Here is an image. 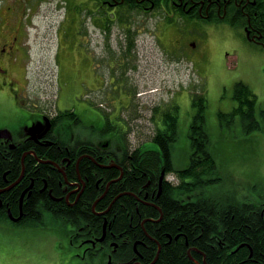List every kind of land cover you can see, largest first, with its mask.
Instances as JSON below:
<instances>
[{"label":"rangeland","instance_id":"374dc122","mask_svg":"<svg viewBox=\"0 0 264 264\" xmlns=\"http://www.w3.org/2000/svg\"><path fill=\"white\" fill-rule=\"evenodd\" d=\"M95 8L77 0H0V48L12 41L14 48L20 46L10 54L16 57L13 66L9 54L8 63L4 61L17 83L0 82V129L15 133L37 114L21 98L47 115L75 112L82 122L72 129L77 137L81 133L122 144L126 132L130 150L142 144L145 151L158 150L152 141L155 109L173 102L180 107L178 136L171 148L178 171L189 165L192 152V95L204 92L209 149L221 180L193 194L252 203L264 199V131L247 133L239 117L219 116L236 107L234 86L242 81L257 95L256 118L261 120L264 50L241 34L216 32L200 20L186 24L174 18L168 23L154 13L138 16L141 33L132 56L123 59L122 28L111 23L102 30L101 25L114 19L92 13ZM110 61L128 64L111 68ZM110 74L119 82L115 97L111 93L117 81ZM169 179L178 182L175 175ZM63 223L48 212L44 223L35 226L0 222V264H100L99 258L81 257V249L65 235L76 228Z\"/></svg>","mask_w":264,"mask_h":264},{"label":"flooded vegetation","instance_id":"af4514ba","mask_svg":"<svg viewBox=\"0 0 264 264\" xmlns=\"http://www.w3.org/2000/svg\"><path fill=\"white\" fill-rule=\"evenodd\" d=\"M77 1L104 9L103 16L105 17L116 16V11L121 6L134 7L136 10L131 12L130 21H126V24L132 23L133 28L136 26L138 16L147 17L154 13H159L162 16V13H165L168 17H181L179 13L182 12V17H193L211 24L216 32L224 30L225 33L231 36L232 34H241L249 43L264 50V0ZM139 9H143L147 13L139 14ZM114 21L112 20L111 22ZM118 26L120 27V25ZM0 55L8 58L6 50L2 49ZM131 56L127 54L126 59ZM5 62L8 63L7 61ZM13 79L8 68L0 67L1 83L9 84ZM13 96L17 100L19 99V96L15 95L14 91ZM18 101L23 106L25 104L28 105L26 99ZM30 110L37 114L32 117V121L29 124L23 125L15 133L11 131L12 140L8 141L4 137H0V219H7L11 212L15 218L20 219V225H29L28 222H25L29 218L24 216L26 215L24 205L28 203L27 200L30 199L33 192L36 191L37 195L42 193L45 196L47 190L49 191V199L54 201L56 205L65 202L67 206L74 207L78 205L81 198L84 201L86 191L91 190L94 186L97 192L93 202H90L91 207L83 209L84 203L81 202L80 212L83 211V218H80L82 222L75 232L74 230L71 231V242L81 249V257L83 259L87 257L91 259L99 258L100 264H145L139 259V257H143L141 249L149 248L145 238L148 239V242L152 241L158 244L157 255H159L161 245L150 233H158L170 222L168 216L164 219L165 212L159 204L164 191L163 184L168 183L173 186L168 179L164 178L162 183H160V178L157 179L155 176L148 177L141 191H139L140 189L136 190L130 184H136L135 179L137 177L143 181L147 174H137L133 159L134 149L130 150L128 147H120L112 143V140L104 137L88 139L86 136H82L81 133H78V137L75 136L72 131L73 127L82 123L76 113L74 122H71L65 119L60 120L58 117L59 113L47 115L45 112L36 111V109ZM47 124H49L48 129ZM32 125L35 128L31 129L30 133ZM4 129H0V131ZM30 135L34 136L35 141H29ZM30 142L33 146L30 150L21 153L19 158L18 151H21ZM28 157H31L32 160H29L27 170L26 159ZM16 162H19L20 167ZM40 166H48L50 171L47 174H52L48 175L47 178L43 177V174L38 172ZM112 170H116L117 173L114 175L108 173V171ZM54 173L58 175V178H53V176H56ZM39 179L44 182L43 187H40ZM49 185H51V188H48ZM149 191L151 192L150 197ZM142 192H145L144 195H142ZM174 193L178 194L177 191H173ZM17 194H20L18 198ZM108 195L112 196V201L106 209H102L98 204ZM122 198L127 199L129 203L133 202L138 221L140 222L138 225L132 224L136 214L129 217L131 231L124 228L121 232L114 230V223L118 217L116 215L113 216L111 222L108 221L107 214L110 211H115V209H112L113 206L117 201H121ZM191 198L189 197L188 200ZM173 199H177L183 204L187 202L184 196H175ZM15 201L18 203V210L14 214L11 207L14 206ZM42 204L47 206V202L38 197L32 208L34 214L39 207H42ZM120 204L123 205V202ZM257 204L258 211H260L259 217L263 221L264 199H261ZM140 205L145 208L144 211H146V208L155 209L157 216L153 218L144 213V218H142L139 210ZM88 210L89 212L87 213L86 211ZM40 220L42 221L41 216ZM98 221H101V224H97ZM146 223L150 224V233L146 229ZM223 225L224 227H216L217 230L211 235V240L229 248L232 236L231 230H227L225 227L229 226L228 224ZM139 229L145 234V238L140 235ZM139 235L140 239H138ZM166 236L170 242L172 236L170 234H166ZM179 236L177 235L175 239L177 240ZM233 243L235 242L231 244ZM245 246L250 248V255L246 259L250 261L254 253L253 247L248 243H241L239 246L232 248L226 256H229L230 253H237L240 248ZM191 250L198 251L196 248L189 249L188 254L190 257H192ZM128 256L132 257L128 258ZM156 257L150 264L156 263L158 260ZM204 261L206 262V257H204ZM253 262H257V260Z\"/></svg>","mask_w":264,"mask_h":264},{"label":"trees","instance_id":"16d2710c","mask_svg":"<svg viewBox=\"0 0 264 264\" xmlns=\"http://www.w3.org/2000/svg\"><path fill=\"white\" fill-rule=\"evenodd\" d=\"M134 10L136 9L131 6H121L116 13L117 19L125 27L124 34L127 42L126 49H124L125 56H127V54L131 55L136 47V38L141 33L138 29L134 30L132 23L129 22V24H126V21H130L131 12ZM3 63L4 55H0V66L2 68H7ZM112 77L115 79V76ZM13 81L16 83V80L13 79ZM116 81V90L112 95L117 94L120 89L118 86L119 82L118 80ZM234 100L236 102V107L233 111L230 114L219 113L220 118L223 120L229 115L232 118L239 117L247 133H253L258 130L264 131V109L260 111L261 120H258L256 118L258 98L247 84L242 81L235 84ZM207 104V97L204 93L201 95H192V107L195 109V114L190 126L192 152L189 165L185 169L178 171L174 170L171 159V148L178 136L180 109V107L173 102L166 107L159 106V108L155 110L156 113H159V120L162 121V129L158 128L153 137V142L159 147L158 150L145 151L139 148L135 150V154L133 155L137 174H147V177L143 180L144 182L137 177L135 179L136 184H130L136 190L140 189L139 191H141L148 177L155 176V178L158 179L162 170H164L166 174L171 171L176 172L180 180L178 186H171L168 183L163 184L164 191L159 204L164 209V219L168 216L170 222L155 234L150 231V224L146 223V229L149 233L151 232L150 234H152L161 245L159 257L155 264H264V220L262 221L259 217L260 211H258V204L242 203L239 201L234 202L229 198H207L203 193L193 194L221 180L218 175L216 160L209 149V137L206 130L205 116ZM75 115V112L66 110L61 112L58 117L60 120L65 119L74 122ZM32 146L33 144L30 142L21 151H18L19 158L21 157V153L30 150ZM30 159L32 160L31 157L26 159L27 170ZM17 163L20 167L19 162H16V164ZM48 171H50L48 170V166H40V170H38L45 178L52 174H47ZM108 173L114 175L117 171L112 170L108 171ZM54 174L56 176H53V178H58V175L56 173ZM39 184L40 187L44 186V182L40 179ZM48 188H51V185H49ZM173 191H177L179 196L187 194L188 196L193 195L195 198L183 204L177 201V199H173V197L177 195L175 193L173 194ZM48 192L49 191L46 190L44 196L42 193L37 195L35 191L30 199L27 200L28 203H25L24 211L29 219H40L42 213L34 214L32 208L37 198L41 197L42 200L47 202L45 208L52 211L56 216H65L69 218L73 224H80L82 222L81 218H83V211L80 212V205L84 203L82 206L83 209L91 207V203L95 199L97 191L94 186L91 190H87L84 195V201L81 198L78 205L74 207L67 206L65 202L56 205L54 201L49 199ZM144 193L145 192H142V195H144ZM148 194L150 197L151 192L149 191ZM19 195L20 194H17V198ZM111 201L112 196L108 195L104 200L100 201L98 206L102 207V209H106ZM121 202H123V205L120 204ZM112 209H115V211H110L107 214L109 222L112 221L115 215L118 216L117 219L121 217L119 221L116 219L114 230H119V232H121L124 228L131 231L132 229L129 227V217L133 214H136V216H134L132 224L138 225L140 223L133 202L129 203L127 199L122 198L121 201L115 203ZM144 209L142 205L139 206L142 218H144V213H147V216L153 218L157 216V211L155 209L146 208V211H144ZM11 210L14 214L17 212L18 203L16 201L14 206L11 207ZM86 212L88 213L89 210ZM97 224H101V221H98ZM223 224H228L229 226L225 227L227 230H231L232 236L229 248L211 240V235L217 230L216 227H224ZM139 230L140 235L145 238V234L141 229ZM166 234L172 236L170 242ZM140 235L138 239H140ZM177 235L180 236L176 240L175 238ZM145 239L149 248L141 249L143 257H139V259L145 264H150L157 255L158 244L152 241L148 242V239ZM232 242L235 243L231 244ZM241 243H248L253 247L252 250L254 255L250 261L246 260L250 255V248L247 246L240 248L235 254L230 253L229 256H226L232 248L239 246ZM191 248L198 249V251L191 250L193 259L188 254V250ZM130 257L132 256H128V258ZM204 257H206V262L204 261ZM254 260H257V262H253Z\"/></svg>","mask_w":264,"mask_h":264},{"label":"water","instance_id":"95a60500","mask_svg":"<svg viewBox=\"0 0 264 264\" xmlns=\"http://www.w3.org/2000/svg\"><path fill=\"white\" fill-rule=\"evenodd\" d=\"M49 123V122H48ZM49 127V124H47V129ZM35 128V126H32V128H30V133H31V129ZM29 134V133H28ZM33 136V135H32ZM0 137H4V138H10L11 139V133L8 130H2L0 131ZM32 139H34V136L32 137ZM163 176V175H162Z\"/></svg>","mask_w":264,"mask_h":264}]
</instances>
